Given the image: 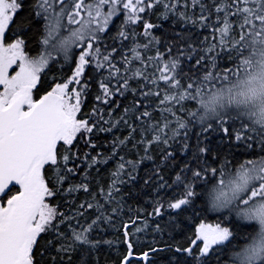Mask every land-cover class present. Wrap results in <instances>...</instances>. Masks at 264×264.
I'll use <instances>...</instances> for the list:
<instances>
[{"label": "snow or ice", "instance_id": "6c2138e0", "mask_svg": "<svg viewBox=\"0 0 264 264\" xmlns=\"http://www.w3.org/2000/svg\"><path fill=\"white\" fill-rule=\"evenodd\" d=\"M0 264H264V0H0Z\"/></svg>", "mask_w": 264, "mask_h": 264}]
</instances>
